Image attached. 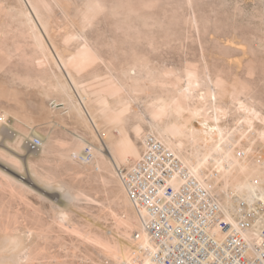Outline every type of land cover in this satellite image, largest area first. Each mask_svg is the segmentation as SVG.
<instances>
[{
  "label": "rangeland",
  "instance_id": "obj_1",
  "mask_svg": "<svg viewBox=\"0 0 264 264\" xmlns=\"http://www.w3.org/2000/svg\"><path fill=\"white\" fill-rule=\"evenodd\" d=\"M57 54L95 111L123 96L130 104L118 124L97 119L103 139L137 145L127 164L140 155L144 135L157 133V99H181L194 76L199 85L185 106L201 115L217 106L230 138L203 167L209 184L224 198L217 158L227 165L249 146L248 161L264 168V0H0V151L15 156H0V170L21 180L0 172V235H23L32 252L17 264H125L103 241L128 243L127 233L138 227L118 170L74 155L75 135L94 145L97 130L68 108L62 89L69 82ZM34 135H42L39 150L28 146ZM183 141L194 162L198 151L210 152ZM62 181L80 198L69 201L57 186Z\"/></svg>",
  "mask_w": 264,
  "mask_h": 264
},
{
  "label": "built area",
  "instance_id": "obj_2",
  "mask_svg": "<svg viewBox=\"0 0 264 264\" xmlns=\"http://www.w3.org/2000/svg\"><path fill=\"white\" fill-rule=\"evenodd\" d=\"M28 143L39 150L42 138ZM118 177L140 218L134 236L148 240V264H264V200L226 209L155 132L144 135L140 156L118 167Z\"/></svg>",
  "mask_w": 264,
  "mask_h": 264
},
{
  "label": "bare ground",
  "instance_id": "obj_3",
  "mask_svg": "<svg viewBox=\"0 0 264 264\" xmlns=\"http://www.w3.org/2000/svg\"><path fill=\"white\" fill-rule=\"evenodd\" d=\"M57 59H58L57 62L59 63L60 69L64 70L63 72L65 73V75L68 79V82H69V87L68 88L64 87L62 89L63 91H65V94H67V96H68V103L70 105V107H68V108H75V110L78 111L79 115L84 118V121L86 120L87 122L91 123V128L94 127L97 130V132H96V131H94V129H92L94 134L96 135V137L98 139V144H94V145L87 143V139L85 137L81 136L80 134L75 135L76 136L75 137L76 142H74L75 144L73 145L74 151H75L74 155L76 156V158L78 160H80V162L96 164L99 167V169H108L109 170V168L113 167V168H115L114 171H116V169L118 170V167H121L120 166L121 163H124V162L126 163V161H128L130 154L136 155L139 152V148L137 147V145H135L131 141L132 139L130 140L129 138L126 139V142H122V141H116L115 142V141H110L108 139H106V140L103 139L102 134L100 132V129H98L97 119L99 117L100 118L104 117V119L107 123H109V124L117 123L118 124L124 119V115H125L126 111L128 109H130L128 107V106H130V104L127 106L126 102L124 101V98H123L124 96H123L120 98H116V102L114 105L110 104V103H106L102 107H100L98 109V111H95V109L91 108L90 105L86 104L84 96L80 93L78 86H77L78 84H77L75 78L73 77V75L70 73V71L67 70L68 68L64 69V67L65 66L67 67V65L64 66V64H62L61 55L57 54ZM65 64H67V63H65ZM193 77H192V80H193ZM192 80L190 79L188 81V84H186L187 88H186V90L182 91L181 99L175 98V97H171V100H169V101H168V99H165L164 97L157 99L158 102L154 104L156 108H153V110H151L152 111L151 114L153 115V117L157 121L152 123V125L154 126V128L157 131V133L156 132L155 133L158 136H160L161 138H163L167 142V144L176 153H178L182 157L184 162L189 165V167L192 169V171L197 176H199L201 179H203L207 183V185H209L211 188L214 189V187L209 184V182H208L209 180L207 181V177L206 178L204 177L205 172H203V167H206L210 157L214 158V156L212 155L213 152L224 149V144L227 145L230 138L228 135V130L220 124V115L218 114L217 106H216V113H214L212 115H210L208 113L201 115V113H202V112H200L201 110L199 111V109L196 106H194L192 108H190L191 105L189 106V104H188L189 108L185 106V103L187 102L188 98L193 93V90L195 88V84H197L196 86L199 85L197 83L198 81H196V80L192 81ZM67 86H68V83H67ZM56 89H58V88H56ZM59 90H61V89L59 88ZM63 104H64V102H63ZM198 107H200V106H198ZM187 110L191 111V113H190L191 117H185L184 113ZM72 111H74V110H72ZM167 116L170 118V121H167L166 124H162L161 120ZM159 118H160V120H159ZM194 121L197 123H195ZM233 130H235V129H233ZM14 131H15V129H14ZM36 136H39V135H34L30 139H33ZM41 136H39V137H41ZM183 136L187 137L193 144H195L196 145L195 147H197V145L198 146L204 145L207 147L208 150H210V152L207 151V153L205 152L203 154V157L202 156L199 157L198 156L199 151H198L197 152L198 159L196 160V162H194L193 158H192L193 156L191 157L190 153L185 154V152H184L183 138H185V137H183ZM16 137H17V135H16ZM172 137H175V140H173ZM13 138H15V137H13ZM18 138H19V136H18ZM20 138H21V136H20ZM26 138H28V137H26ZM45 138H46V136H45ZM121 138H123V137H121ZM176 138H178L177 142H176ZM15 139H17V138H15ZM30 139H29V141H30ZM245 139H246V137H245ZM13 140L14 139H12V142H14ZM21 141H22V139L20 140V142ZM7 144H9V143H7ZM46 144L47 143H45V145ZM42 145H43V142H42L41 146ZM83 145L85 146L84 148H82ZM4 146H6V145H4ZM28 146H29V143H28ZM41 146H40V148H41ZM88 146L91 147V152L86 153L85 148ZM14 150H16V149L14 148ZM33 150H35V149H33ZM228 150H230V149L228 148ZM228 150L226 151V154H228V156H230L231 154ZM10 152H12V151L10 150ZM10 152H8L7 150L6 151L5 150L0 151V156L2 158L1 160H6V159L9 161L14 160L15 156L12 154L13 152L12 153H10ZM252 152H254L252 146L246 147L245 150L241 152L240 158H237L236 156L233 155L234 161L228 163L227 165H225V163L221 162V158H217L218 162L217 161L216 162L219 164L218 168L220 169L218 172L222 171L224 174V185L222 188L224 189L225 194H226L224 196V198L221 197V200H222L223 205L226 207V209H228L230 211H234L235 208H237V206L242 202H245L247 204V208H255V206L258 204V202L260 200H264V168L260 165H257V164H256L257 166H254L251 164V162L248 161L249 154H251ZM15 153H16V151H15ZM88 153L91 155V157L89 160L86 161V155H88ZM193 153H195V152H193ZM193 153L191 152V154H193ZM84 154H86V155H84ZM241 157H242V160H241ZM224 158H225V156H224ZM5 162H7V161H5ZM210 162H211V160H210ZM7 164H5V167L9 168L10 165L6 166ZM32 164H33V166L35 165V163H32ZM33 166L31 165V161H30V166H29L30 172H32L33 175H37L36 170L33 168ZM0 172H2L6 178H9L8 181L11 179L13 183H17V182L21 183L20 179H17L16 177L9 175L8 173L3 171L2 169L0 170ZM108 172H110V171H108ZM117 174H118V171H117ZM38 176H40V175H38ZM22 178H25V177H22ZM120 182H121V180H120ZM24 184L22 186H24ZM65 184L66 183H63V181H62V183H58L57 186L60 190L63 191V195H65V197L68 198L69 201H71V202L74 200L76 201V199L80 198V197H78V194L75 195L71 191L72 188L68 187V185L66 186ZM121 184H122V182H121ZM15 187H16V185H15ZM124 188H125V186H124ZM83 196H85V195H83ZM65 211H61L62 213L60 215L61 216L60 218L63 221L67 220V218H68V213H66ZM136 216H137L138 227L136 226L137 228L136 227L135 228L140 229V218H139V215L137 214V212H136ZM123 220H122V223H123ZM126 223H127V221H126ZM134 225H136V224L132 221V218H130L129 226L131 228L129 230L133 229L132 226H134ZM128 235H129V239H130V241L128 243L121 242L118 240L115 242V244L112 245L110 242L109 243L104 242L102 240V238H100V240L103 241V244L106 245L105 247H107L110 250L111 254L113 255V257L115 259L123 258L125 264H148L150 262V258H149L148 253H147L148 240L146 238V235L143 234V237L139 240H137L135 238L134 233H133V236L130 235V233H127V237H128ZM31 254H32V252H31L30 248L27 247V244L25 242V238L23 237V235H19V234H5L2 236L0 235V264H17V263H20L19 261H21V260L23 261V259H28L31 256ZM125 258H126V260H125ZM120 261L121 260H119V262ZM121 263H122V261L119 264H121Z\"/></svg>",
  "mask_w": 264,
  "mask_h": 264
}]
</instances>
